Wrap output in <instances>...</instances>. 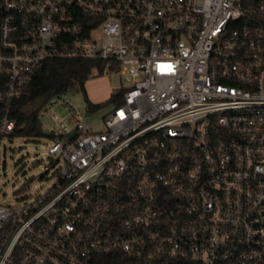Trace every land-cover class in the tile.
I'll list each match as a JSON object with an SVG mask.
<instances>
[{
    "label": "built area",
    "instance_id": "2783aa9c",
    "mask_svg": "<svg viewBox=\"0 0 264 264\" xmlns=\"http://www.w3.org/2000/svg\"><path fill=\"white\" fill-rule=\"evenodd\" d=\"M54 58L130 85L100 131L41 109L55 176L0 201V264H264V0H0V146Z\"/></svg>",
    "mask_w": 264,
    "mask_h": 264
},
{
    "label": "rangeland",
    "instance_id": "374dc122",
    "mask_svg": "<svg viewBox=\"0 0 264 264\" xmlns=\"http://www.w3.org/2000/svg\"><path fill=\"white\" fill-rule=\"evenodd\" d=\"M130 85V79L121 74L117 69L104 71L98 74L93 71L86 79L84 88L87 99L93 103H102L90 111L84 94L79 89H69L58 95L59 100L69 103L80 113L85 114L87 122L93 130H103V117L113 107L107 103L110 95L119 87L125 88ZM89 110V109H88ZM56 111L61 117L66 116L65 109L56 104L52 108L42 112L40 120L42 129L48 133L55 125L51 119V112ZM68 126L72 121L66 120ZM50 140L48 137H13L6 139L0 146V201L19 202L30 200L35 194L42 193L49 187L55 174L43 173L44 160L49 156L47 146ZM46 177V178H45Z\"/></svg>",
    "mask_w": 264,
    "mask_h": 264
},
{
    "label": "trees",
    "instance_id": "16d2710c",
    "mask_svg": "<svg viewBox=\"0 0 264 264\" xmlns=\"http://www.w3.org/2000/svg\"><path fill=\"white\" fill-rule=\"evenodd\" d=\"M116 69L115 63L106 68L105 62L98 59L54 58L44 61L25 92L11 102L10 117L15 120L13 136L49 137L42 129L40 111L52 97L66 90H81L87 101L88 111L101 106L102 103L93 104L87 99L84 83L93 71L102 74ZM122 93L123 88L119 87L113 91L107 103L118 105L121 103Z\"/></svg>",
    "mask_w": 264,
    "mask_h": 264
}]
</instances>
